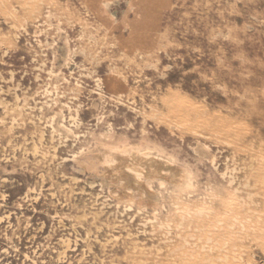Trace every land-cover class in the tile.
I'll return each instance as SVG.
<instances>
[{
  "label": "rangeland",
  "instance_id": "obj_1",
  "mask_svg": "<svg viewBox=\"0 0 264 264\" xmlns=\"http://www.w3.org/2000/svg\"><path fill=\"white\" fill-rule=\"evenodd\" d=\"M118 143L194 189L127 202L73 161ZM225 263L264 264V0H0V264Z\"/></svg>",
  "mask_w": 264,
  "mask_h": 264
},
{
  "label": "bare ground",
  "instance_id": "obj_2",
  "mask_svg": "<svg viewBox=\"0 0 264 264\" xmlns=\"http://www.w3.org/2000/svg\"><path fill=\"white\" fill-rule=\"evenodd\" d=\"M192 151L200 158L207 155L206 148L200 143H197ZM73 161L80 171L88 170L92 174H100L101 184L111 190L116 197L127 202L157 206L159 195L153 189L154 184L161 188L171 186L181 194L194 189L191 173L178 165L175 159L162 149L150 145L106 144L80 159L73 158ZM222 205L223 215L228 216L235 207H238V199L233 193H227Z\"/></svg>",
  "mask_w": 264,
  "mask_h": 264
}]
</instances>
